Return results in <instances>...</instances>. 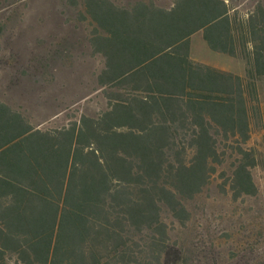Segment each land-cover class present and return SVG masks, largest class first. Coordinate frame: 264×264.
<instances>
[{"label": "trees", "instance_id": "obj_1", "mask_svg": "<svg viewBox=\"0 0 264 264\" xmlns=\"http://www.w3.org/2000/svg\"><path fill=\"white\" fill-rule=\"evenodd\" d=\"M79 1L104 60L99 83L124 86L97 116L62 127L0 98V264H184L165 211L186 225L185 202L229 158L234 197L259 191L247 144L262 120L264 5ZM198 32L244 60L245 75L194 60Z\"/></svg>", "mask_w": 264, "mask_h": 264}, {"label": "rangeland", "instance_id": "obj_2", "mask_svg": "<svg viewBox=\"0 0 264 264\" xmlns=\"http://www.w3.org/2000/svg\"><path fill=\"white\" fill-rule=\"evenodd\" d=\"M153 1L165 8L173 4V0ZM257 1L235 0L234 5L244 10ZM82 10L79 0H0V98L39 127H62L83 114L97 116L124 86L99 83L104 60L90 44L92 28L80 15ZM191 44L194 59H215L199 35ZM234 64L230 66L238 68ZM261 113L247 144L258 158L251 170L258 194L234 197L227 184L235 160L229 158L210 184L185 202L190 213L186 225L164 212L170 241L181 248L184 264H264L263 90Z\"/></svg>", "mask_w": 264, "mask_h": 264}, {"label": "crops", "instance_id": "obj_3", "mask_svg": "<svg viewBox=\"0 0 264 264\" xmlns=\"http://www.w3.org/2000/svg\"><path fill=\"white\" fill-rule=\"evenodd\" d=\"M257 2H260L262 5H264V1L263 2L257 1ZM196 35H199L201 37L202 44L209 50V52L211 53V56L215 57V59L213 61H211V62H204V61L196 60V59H194L192 57L194 60H196L198 62H201L203 64H207V65L213 66L215 68L221 69V70L226 71V72L234 73V74L239 75L241 77H243L245 75L246 64H245L244 60H242L240 58L230 57V56H227L225 54L212 51L208 47L207 43L205 42V40L203 38V33L202 32H198L194 36H196ZM194 36H192V38ZM191 47H192V44H191ZM223 63H225V64L223 65ZM233 63H235L236 66H238V68L234 69L232 66H230V64H233ZM260 101H261V91H260Z\"/></svg>", "mask_w": 264, "mask_h": 264}]
</instances>
